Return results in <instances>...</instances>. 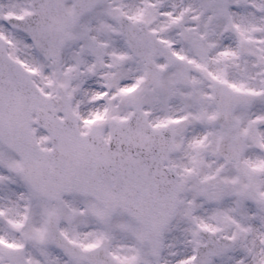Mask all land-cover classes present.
<instances>
[{"label": "snow or ice", "instance_id": "1", "mask_svg": "<svg viewBox=\"0 0 264 264\" xmlns=\"http://www.w3.org/2000/svg\"><path fill=\"white\" fill-rule=\"evenodd\" d=\"M0 264H264V0H0Z\"/></svg>", "mask_w": 264, "mask_h": 264}]
</instances>
